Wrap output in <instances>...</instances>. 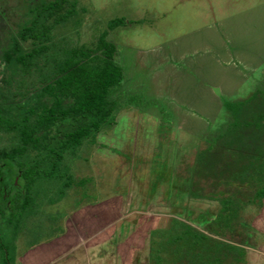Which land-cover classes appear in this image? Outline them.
<instances>
[{
	"label": "rangeland",
	"instance_id": "rangeland-1",
	"mask_svg": "<svg viewBox=\"0 0 264 264\" xmlns=\"http://www.w3.org/2000/svg\"><path fill=\"white\" fill-rule=\"evenodd\" d=\"M12 1L18 11L27 7L28 0ZM78 1L84 9L82 39L116 16L142 21L110 34L119 45L121 93L127 104L113 128L87 143L80 157L69 159L75 178L95 177V186L85 185L83 195L81 188L73 189L24 219V232L15 242L16 262L126 264L133 251L143 259L150 244L148 262L135 264H264V236H259L264 202L260 208H242L239 222L232 224L237 230L225 234L227 240L196 237L187 233V224L183 233L177 226L151 234L175 225L172 216L191 218L194 226L200 221L201 229L210 219L212 224L221 219L216 216L219 201L178 195L175 177L228 121L225 103L245 99L262 85L264 0ZM132 95L139 96L137 103L127 101ZM91 201L99 203L87 207ZM65 230L67 239L44 246ZM89 235L91 244L85 240ZM36 241L39 245L30 249ZM220 249L229 259L215 258Z\"/></svg>",
	"mask_w": 264,
	"mask_h": 264
},
{
	"label": "trees",
	"instance_id": "trees-1",
	"mask_svg": "<svg viewBox=\"0 0 264 264\" xmlns=\"http://www.w3.org/2000/svg\"><path fill=\"white\" fill-rule=\"evenodd\" d=\"M0 3V264H20L15 242L24 232V219L73 189L81 188L83 195L88 184L95 186V177L75 178L69 159L80 157L87 143L116 125L127 103L121 93L119 45L110 34L142 21L116 16L82 39L84 9L78 0H28L23 14L16 15L12 0ZM138 98L132 95L127 101L137 103ZM225 107L228 121L175 177L178 195L220 202L219 223L210 219L204 230V223L194 226L187 218L172 216L175 225L151 234L181 226V233L227 240L225 234L237 230L232 224L239 222L242 208L262 207L264 81L247 98L228 101ZM186 181L188 188L183 186ZM95 203L99 201H91ZM215 254L229 259L226 250Z\"/></svg>",
	"mask_w": 264,
	"mask_h": 264
},
{
	"label": "crops",
	"instance_id": "crops-1",
	"mask_svg": "<svg viewBox=\"0 0 264 264\" xmlns=\"http://www.w3.org/2000/svg\"><path fill=\"white\" fill-rule=\"evenodd\" d=\"M93 205V204H92ZM87 207H91V203L87 206ZM143 214H145V213H143ZM160 213H156V212H154L153 214H152V216L153 215H155L154 217H158V215H159ZM138 220V219H137ZM137 220H135L134 222L135 223H138L137 222ZM129 221V220H128ZM134 222H132V223H134ZM129 229V228H128ZM125 236L127 235L128 236V233H130L127 229H125ZM259 231H260V228H259ZM67 231L65 230L64 232H62V233H59L58 234V236H56V238H51L49 241H46L45 243H44V246L46 245V246H49L50 244H52L51 242L52 241H59L60 239L61 240H64V239H67L66 237H67V233L69 234V229H68V232L66 233ZM121 233H123V232H121ZM261 233H263V235H259L260 237L261 236H264V228L261 230ZM122 235V234H121ZM90 237H86L87 239H89V240H87V239H85L86 240V242L87 243H89V244H91L90 243V241H91V235H89ZM130 236V235H129ZM151 236V235H150ZM150 236H149V239H150ZM127 238V237H126ZM83 240V239H82ZM78 242V244L80 243V238H79V240H77ZM111 241V240H110ZM138 241V239L136 240V243H138L137 242ZM39 245V244H38ZM38 245H34V246H31L30 247V249H33V248H35V247H37ZM42 245V244H41ZM68 246L70 245V246H72L70 243H68L67 244ZM149 247H150V244H149V246H148V251H143V254H144V258L143 259H141L143 256H142V254H137L138 253V251H137V253H135V251H133L132 253L130 252V255H129V258L128 259H126L127 260V263H129V264H135L136 262H138V263H143L144 262V260H146V258H148V256H149ZM91 251V250H90ZM263 253H261L260 255L262 256V254H264V250L262 251ZM75 253V252H74ZM105 253V252H104ZM129 253V252H128ZM259 255V256H260ZM82 256V255H81ZM110 256H112V255H110ZM110 256H108V258L110 259L111 257ZM101 257H104V255L103 254H101ZM263 257H264V255H263ZM104 259V258H103ZM103 259H101V260H103ZM147 262H148V259L146 260ZM110 262V261H109ZM135 262V263H134ZM126 263V264H127ZM103 264H104V262H103ZM108 264H111V262L110 263H108Z\"/></svg>",
	"mask_w": 264,
	"mask_h": 264
},
{
	"label": "flooded vegetation",
	"instance_id": "flooded-vegetation-1",
	"mask_svg": "<svg viewBox=\"0 0 264 264\" xmlns=\"http://www.w3.org/2000/svg\"><path fill=\"white\" fill-rule=\"evenodd\" d=\"M1 5H2V4L0 3V6H1ZM7 5H8V3H7L5 6H7ZM11 8H12V12H13L15 15H16V14H21V13L23 14V12H24V11H18V10H16L15 8H20V7H18V6H16L15 8H14V7H11ZM5 9H8V10H9V8H6V7L4 8V10H5ZM13 10H14V11H13ZM20 10H21V9H20ZM12 12H11V13H12ZM11 13H10V14H11ZM263 81H264V80H263ZM189 196H190V195H189ZM187 219H190V220H191V218H187ZM191 221H192V220H191ZM199 222H200V221H199ZM198 224H199V223H198Z\"/></svg>",
	"mask_w": 264,
	"mask_h": 264
}]
</instances>
